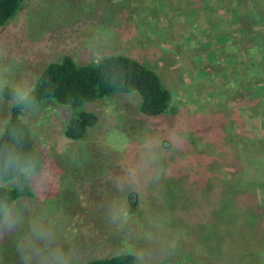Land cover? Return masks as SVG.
<instances>
[{"label": "rangeland", "instance_id": "374dc122", "mask_svg": "<svg viewBox=\"0 0 264 264\" xmlns=\"http://www.w3.org/2000/svg\"><path fill=\"white\" fill-rule=\"evenodd\" d=\"M182 1L131 0L125 11L124 0H22L0 26V133L15 101L2 88L28 91L65 54L78 63L128 54L186 102L184 79L198 81L185 70L213 65L196 53L198 39L175 42L173 32L189 28L172 23ZM246 96L241 124L229 122V104L213 114L198 99L202 112L182 105L150 116L137 92H114L81 105L98 120L79 139L64 133L69 106L49 98L26 105L42 165L27 175L33 195L9 206L15 227L0 219V264L23 256L37 264L58 248L73 254L70 264L125 250L146 264H264V91ZM0 184L19 182L0 175ZM34 225L51 233L48 241L35 238Z\"/></svg>", "mask_w": 264, "mask_h": 264}, {"label": "trees", "instance_id": "16d2710c", "mask_svg": "<svg viewBox=\"0 0 264 264\" xmlns=\"http://www.w3.org/2000/svg\"><path fill=\"white\" fill-rule=\"evenodd\" d=\"M244 1L250 6L254 3V0ZM21 2L22 0H0V26L18 11ZM195 3L194 11L197 5L201 9L205 0H195ZM186 14L182 18H188L189 9H186ZM260 44L264 45V36L260 37ZM132 91L139 94V109L145 115L177 111L171 105V92L159 73L128 54L106 55L90 63H78L69 54L63 55L59 60L49 61L39 73L35 85L28 90V100L23 103H17L16 100L12 102L0 133V175L5 179L17 178L19 182L16 187L0 184V210L4 206L9 207L20 196L33 195L27 176L15 167L6 166L9 156L17 157L21 164H31L32 171H39L42 165L41 154L31 137L28 124L22 118L26 105L49 98L57 104L69 106L71 113L65 122L64 133L69 138L79 139L85 135L87 127L98 120L95 112L81 108L84 102L114 92ZM15 92L9 86L2 88V94L6 97ZM1 217L2 215L0 219ZM139 256L125 250L91 257L79 264H146Z\"/></svg>", "mask_w": 264, "mask_h": 264}, {"label": "crops", "instance_id": "0c3cea01", "mask_svg": "<svg viewBox=\"0 0 264 264\" xmlns=\"http://www.w3.org/2000/svg\"><path fill=\"white\" fill-rule=\"evenodd\" d=\"M181 2L183 3L182 0ZM184 2L187 7L177 12L180 14L178 17L180 20H174L172 23L188 21L189 28L186 31H174L175 42L198 39L201 46L196 53L202 56V62L204 55L207 54L205 62L210 60L213 67L211 66L209 70L206 67L198 71L185 70L186 77L191 72L198 81V86L194 87L192 81L184 79L183 84L186 88L182 95L186 97V102H180V99L176 101L170 88L166 86L171 92V105L177 108L174 113H177L182 105L193 106L198 113L202 112L198 110V104L192 102L199 99L202 106L206 104L207 110L210 109L213 114H219L221 112L219 108L229 104V107L234 108L229 122L236 120L243 124V110L247 106L246 93L253 100L254 93L264 91V45L260 44V37L264 36V6L259 5V0H254L251 6L246 5L244 0H205L201 9L197 5L196 12L193 9L195 0ZM130 8L131 0H124L123 10ZM186 9L190 10V14L187 19H182L183 16H187ZM211 11L214 12V17H206L205 13ZM206 47H214L217 58L210 54V49L207 52ZM199 55L198 60L201 59ZM253 68H258L257 76L252 74ZM222 86L225 89L219 90ZM22 262L25 264L23 259L8 261L10 264Z\"/></svg>", "mask_w": 264, "mask_h": 264}, {"label": "clouds", "instance_id": "9594fccd", "mask_svg": "<svg viewBox=\"0 0 264 264\" xmlns=\"http://www.w3.org/2000/svg\"><path fill=\"white\" fill-rule=\"evenodd\" d=\"M29 93L27 90L17 89L14 100L17 103H23L28 100ZM7 167H15L19 172L23 173L24 175H30L32 172L31 164H21L19 159L15 156L10 155L7 162ZM117 187H122V184L118 181ZM0 215H2L4 222L8 225V229L11 230L15 227L17 223V218L12 214V210L8 206H4L2 210H0ZM33 233L35 234V238L37 240H44L48 241L50 238L51 233L48 231L39 228L37 226H33ZM24 250L23 245L18 248V251ZM37 255H39V250H35ZM72 253L64 252L62 249H55L54 251L48 253L47 255L40 256L39 264H70V260L72 259ZM143 254L141 253L139 258H142ZM22 259L25 261V264H29L30 256H23Z\"/></svg>", "mask_w": 264, "mask_h": 264}]
</instances>
